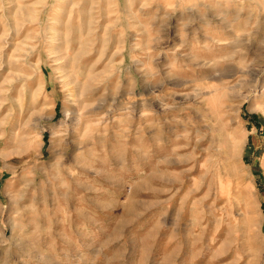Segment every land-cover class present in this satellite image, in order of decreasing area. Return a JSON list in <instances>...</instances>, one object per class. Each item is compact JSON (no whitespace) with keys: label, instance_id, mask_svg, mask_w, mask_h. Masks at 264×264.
<instances>
[{"label":"rangeland","instance_id":"1","mask_svg":"<svg viewBox=\"0 0 264 264\" xmlns=\"http://www.w3.org/2000/svg\"><path fill=\"white\" fill-rule=\"evenodd\" d=\"M109 13L106 0H0V120L7 121L0 139V264L17 262L14 200L28 205L35 192L37 211L43 208L39 189L47 178L38 172L27 183L34 153L24 151L22 131L33 102L56 123L83 90L82 73L99 80L114 72L121 58L130 62L135 33L127 34L123 47L109 38L108 26L116 20ZM228 79L234 82L235 76ZM160 104L148 101L150 108ZM202 112L217 113L222 121L211 151L212 137L180 139L183 125H165L163 142L151 149L149 160L131 167L111 210L88 226L89 234L73 229L67 247L56 241L63 264H264V257L254 258L257 238L264 236V93H217ZM40 120L34 118L33 126ZM145 120L152 123L151 115ZM193 120L201 129L209 127L203 115ZM43 135L38 159L46 162L50 137ZM173 153L191 159H169ZM55 207L49 201V208ZM59 227L53 221L54 233Z\"/></svg>","mask_w":264,"mask_h":264},{"label":"clouds","instance_id":"2","mask_svg":"<svg viewBox=\"0 0 264 264\" xmlns=\"http://www.w3.org/2000/svg\"><path fill=\"white\" fill-rule=\"evenodd\" d=\"M106 6L116 17L108 26L109 38L114 36L123 47L127 34L135 33L130 62L121 58L115 71L99 80L90 72L82 73L83 90L71 107L62 109V119L56 123L50 112H39L33 102L22 129L24 151L34 153L27 183L32 184L38 172L47 182L39 189L40 211L35 192L28 205L14 200L16 264H63L56 241L67 247L73 229L81 236L89 234L88 226L111 210L108 205L123 190L131 167L149 160L151 149L163 142L165 125H183L180 139L212 137L211 151L222 134V121L217 113H203L202 106L210 105L217 93L224 97L236 96L242 89L250 96L264 93V0H106ZM96 23L94 19L90 36ZM92 43L88 41L89 46ZM230 76H235L234 82ZM138 87L144 91L138 94ZM153 98L161 104L150 108ZM137 100L143 103L138 106ZM148 114L152 123L145 120ZM200 115L208 128L194 123L193 117ZM6 128L7 121L0 120V139ZM44 132L50 137L51 160L46 162L38 159ZM169 159L184 161L191 156L173 153ZM53 221L60 226L55 233ZM255 257H264V236L257 238Z\"/></svg>","mask_w":264,"mask_h":264}]
</instances>
